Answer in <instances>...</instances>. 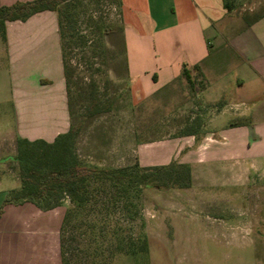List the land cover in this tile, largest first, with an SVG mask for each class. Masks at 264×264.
<instances>
[{
  "label": "crops",
  "instance_id": "1",
  "mask_svg": "<svg viewBox=\"0 0 264 264\" xmlns=\"http://www.w3.org/2000/svg\"><path fill=\"white\" fill-rule=\"evenodd\" d=\"M16 1L28 0L0 5ZM119 15L127 70L138 77L133 93L147 98L160 91L176 97L178 111L189 104L198 110L190 116L197 125L185 126L175 142L144 146L139 163L186 164L191 181L195 170L214 168L202 173L227 185L245 175L242 168L264 171V14L247 24L223 0H121ZM180 77L186 82H175ZM68 127L56 13L7 21L5 38L0 35V165L18 138L50 142ZM9 183L0 175V264H61L59 230L68 201L50 209L5 202L19 186L18 179Z\"/></svg>",
  "mask_w": 264,
  "mask_h": 264
},
{
  "label": "rangeland",
  "instance_id": "2",
  "mask_svg": "<svg viewBox=\"0 0 264 264\" xmlns=\"http://www.w3.org/2000/svg\"><path fill=\"white\" fill-rule=\"evenodd\" d=\"M74 3L78 5L75 31L85 36L87 44L67 49L66 37L62 40V53L64 61L75 68L69 95L74 109L72 122L81 123L73 149L82 163L117 167L139 162L141 154L144 156V146L166 140L175 142L185 126L197 125V117L190 118L198 111L192 104L182 112L177 109L175 96L165 99L159 91L139 98V93L131 90L132 82H138V77L127 70L126 46L122 61L116 57L119 48L113 34L103 35L104 25L119 24L117 0H75ZM234 13L253 19L264 14V0H235ZM90 79L96 84L93 97L105 109L87 116L86 106L92 95L84 102L77 99L81 88L91 89ZM175 82L186 80L180 77ZM194 82H198L197 78ZM15 154L16 149L0 165V175L8 177L9 185L18 179ZM204 170L211 172L214 168L195 170L188 187L144 189L134 199L137 210L132 205L126 207L123 200L111 203L101 193L98 204L105 203L106 207L82 216L80 228L69 226L64 233L69 262L264 264V171L249 174L246 167L242 168L245 175L233 177L237 183L227 185L219 183L223 177L206 178L208 172L202 173ZM91 220L98 221L100 231L89 228ZM118 227L136 243L145 238L146 252H115L114 230Z\"/></svg>",
  "mask_w": 264,
  "mask_h": 264
},
{
  "label": "trees",
  "instance_id": "3",
  "mask_svg": "<svg viewBox=\"0 0 264 264\" xmlns=\"http://www.w3.org/2000/svg\"><path fill=\"white\" fill-rule=\"evenodd\" d=\"M75 0H28L16 1L10 5H0V35L5 38V23L13 20H25L34 13L51 10L57 15L58 34L63 62V74L67 98L69 127L66 132L58 134L53 141L43 139L16 140L15 161L18 164L17 177L19 186L9 191L5 202L22 203L29 201L42 209H50L61 204L63 200L68 205L63 213L60 230L59 245L61 264H71L65 255L64 233L67 228H80L83 224L82 216H88L96 210H101L105 203L99 206L100 194L110 199V202L125 201L136 208L134 199L139 198L142 191L147 188L161 189L163 187H188L191 185V168L175 161L166 165L143 166L138 160L132 164L117 167H99L82 163L73 149V142L81 123H73V101L69 95V84L74 76L75 68L64 61L62 53V40L67 37V49L72 45L85 46V36L79 35L76 30V16L78 5ZM118 6L121 0H117ZM227 10H232L235 0H223ZM261 17L258 14L253 19ZM253 19L245 18L247 24ZM113 34L115 44L119 48L118 59L124 60L125 42L121 18L116 26L104 25L103 35ZM67 35V36H66ZM124 67H126V59ZM182 75L191 84L192 79L186 68ZM91 89H80L77 101L84 102L89 94L90 102L86 106L87 116L103 111L97 98L93 97L96 89L95 80L90 79ZM76 103V102H75ZM83 104V103H82ZM134 210H137L134 209ZM76 221V222H75ZM90 229L98 227V221L91 220ZM116 237L115 252L123 254H137L146 252L145 238L140 243L134 242L129 236L123 234L120 227L114 230Z\"/></svg>",
  "mask_w": 264,
  "mask_h": 264
}]
</instances>
